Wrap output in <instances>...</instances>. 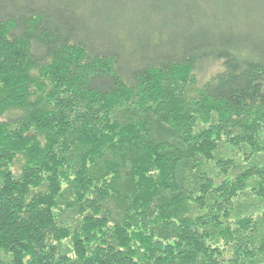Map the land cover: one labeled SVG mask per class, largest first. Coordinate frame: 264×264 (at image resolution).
Here are the masks:
<instances>
[{"label":"trees","instance_id":"trees-1","mask_svg":"<svg viewBox=\"0 0 264 264\" xmlns=\"http://www.w3.org/2000/svg\"><path fill=\"white\" fill-rule=\"evenodd\" d=\"M132 1L0 0V264H264V0Z\"/></svg>","mask_w":264,"mask_h":264},{"label":"rangeland","instance_id":"rangeland-1","mask_svg":"<svg viewBox=\"0 0 264 264\" xmlns=\"http://www.w3.org/2000/svg\"><path fill=\"white\" fill-rule=\"evenodd\" d=\"M121 1L123 3L121 5L120 4L118 5L119 8H121L122 6L130 5L132 2H135L132 0H121ZM259 7L264 8V5L261 6V2H260ZM258 14H259L258 16H255L253 18V22H252L251 27L253 28V30H257L258 32L264 33V10L260 11V13H258ZM220 69H221L220 63L206 62V63H203V65L194 73H197V78H198L199 82L203 83L205 80H207L209 77H211V75L213 73H216ZM176 73H178V72H176Z\"/></svg>","mask_w":264,"mask_h":264}]
</instances>
